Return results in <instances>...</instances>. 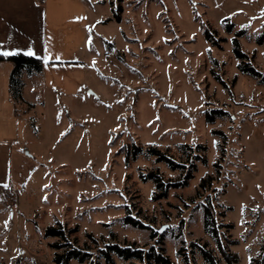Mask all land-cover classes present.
Returning <instances> with one entry per match:
<instances>
[{
    "label": "rangeland",
    "instance_id": "1",
    "mask_svg": "<svg viewBox=\"0 0 264 264\" xmlns=\"http://www.w3.org/2000/svg\"><path fill=\"white\" fill-rule=\"evenodd\" d=\"M86 1L92 36L112 44L98 52L101 61L90 62L88 80L99 98L89 95L75 107L59 99L44 114L33 113L34 126L27 122L39 134L29 142L33 157L24 153L23 167L15 162L3 184L15 200L4 187L0 264H56L54 254L63 250L45 236L49 225L78 226L68 238L91 253L88 264H107L100 250L115 241L162 246L173 264H208L204 245L228 264L204 229L208 198L232 224L236 264H264V0ZM119 6L121 21L114 18ZM207 26L223 38L221 46L206 39ZM235 39L261 77L239 69ZM134 145L142 147L136 158ZM149 146L178 162L195 160L187 186L153 199L155 183L141 172L176 181L185 170L158 161ZM209 175L207 189L200 188ZM127 214L147 227L124 223ZM114 257V264L129 263Z\"/></svg>",
    "mask_w": 264,
    "mask_h": 264
},
{
    "label": "crops",
    "instance_id": "2",
    "mask_svg": "<svg viewBox=\"0 0 264 264\" xmlns=\"http://www.w3.org/2000/svg\"><path fill=\"white\" fill-rule=\"evenodd\" d=\"M90 19L86 0H0V50L32 46L42 55L47 46L51 53L40 72H23L21 100L10 87L14 63L0 61V195L14 163L23 167L22 155L33 157L29 142L39 132H32L27 122L36 124L34 112L44 114L59 99L75 107L89 95L99 98L88 73L93 71L90 62L101 61L98 52L106 51L108 44L92 36Z\"/></svg>",
    "mask_w": 264,
    "mask_h": 264
},
{
    "label": "trees",
    "instance_id": "3",
    "mask_svg": "<svg viewBox=\"0 0 264 264\" xmlns=\"http://www.w3.org/2000/svg\"><path fill=\"white\" fill-rule=\"evenodd\" d=\"M121 12L122 6L114 9V18L117 21H121ZM228 29L231 30L233 25L228 24ZM204 33L206 39L212 42L214 45L221 46L220 43L223 41V38H218L215 35V32L212 31L208 26L205 27ZM108 45H112L110 42H106ZM235 53L237 57L241 60L239 63V69L243 72L249 73L255 77H261V72L252 66L245 59L247 58V54L243 52L240 47L238 40L235 39ZM11 61L14 63V68L10 77V87L14 96L21 100V87L23 84V72L27 71L31 72H40L43 69V61L29 57L25 55L23 52L4 56L0 54V61ZM217 78H219L217 76ZM223 84L224 81L220 79ZM223 113L222 111H218ZM214 119L213 116L209 115V121ZM215 132H218L217 130ZM184 150L193 149L192 146L185 144L183 145ZM196 148L198 150H204L206 147L203 144H197ZM142 151V147L138 145L133 146V158L137 157V154ZM147 152L156 156L158 161H166L172 169H183V176L176 181H167L164 179L163 175L159 171H148L146 173L141 172L140 177L144 181L151 179L154 181L156 190L153 193V199L158 200L162 198H166L169 192V189L172 187H184L187 186L189 180L194 177V172L197 170V164L195 160L188 159L184 162H178L167 152H163L160 149L149 146L147 148ZM129 157H127V162H129ZM194 159H202L205 161L203 155L195 154ZM219 164L216 163V166ZM213 176L209 175L201 179L200 188L207 189L208 181H212ZM225 214L217 210V206L211 201L209 198L207 202L204 204V229L212 238H214L217 243L219 252L222 257L228 264H236L239 261V257L237 253H234L230 250V245L235 244L237 241L231 237V234L228 232L230 228H232V224L225 223L222 221V217ZM123 222L126 224H131L135 227L146 228L147 226L138 218H134L132 215L127 214L122 218ZM78 231V226L73 228H63L62 226H54L49 225L45 229V236L56 238V240L51 244L52 247L56 250H63L62 252H56L54 254L53 261L56 264H70L72 259L77 260L81 264H88V260H91V253L85 250L84 248L73 247L72 242L69 241L68 234L74 233ZM90 239L93 241H97V239L91 234H87ZM151 237H155V233H151ZM158 243H162V237L159 239ZM198 247V245H197ZM89 248V245L86 246V249ZM201 254L205 261L208 264H220L219 258L213 253L211 249L206 248V246H199ZM102 257L105 259L107 264L115 263V255L121 257L125 261H128V264H136L135 262H146L147 264H173L170 257L164 253V248L162 246L152 245L148 249L144 247L137 246L135 243H126L124 245L115 242H106L105 246L101 248ZM181 249L179 250V255L181 253ZM185 259V258H184ZM187 261V258H186ZM92 262V261H91ZM185 264H189L188 262ZM255 264V263H253Z\"/></svg>",
    "mask_w": 264,
    "mask_h": 264
},
{
    "label": "snow or ice",
    "instance_id": "4",
    "mask_svg": "<svg viewBox=\"0 0 264 264\" xmlns=\"http://www.w3.org/2000/svg\"><path fill=\"white\" fill-rule=\"evenodd\" d=\"M261 15H264V9L261 10ZM74 19H84V17H75ZM89 39H91V37ZM21 52H23L25 55H27L29 57H34V58H37V59L43 61L46 65H47V62L51 56V53H50L47 46H45L42 55L38 54L37 51L34 50V48L32 46L27 47L26 50L21 49L19 47L11 48L10 50H8V49L0 50V53H2L4 56L16 55V54H19ZM56 59H60V56L57 55ZM61 135H63V133H61ZM4 186L7 187L8 185L5 184ZM7 223L8 222L5 221V226H7Z\"/></svg>",
    "mask_w": 264,
    "mask_h": 264
},
{
    "label": "built area",
    "instance_id": "5",
    "mask_svg": "<svg viewBox=\"0 0 264 264\" xmlns=\"http://www.w3.org/2000/svg\"><path fill=\"white\" fill-rule=\"evenodd\" d=\"M5 191H6V193H5L6 198L14 201L15 200V195L12 193L13 189L11 187H7L5 189Z\"/></svg>",
    "mask_w": 264,
    "mask_h": 264
}]
</instances>
